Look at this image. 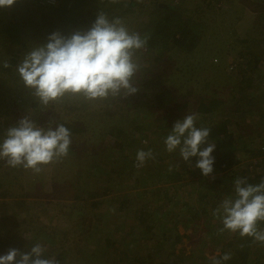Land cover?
<instances>
[{
	"label": "rangeland",
	"instance_id": "obj_1",
	"mask_svg": "<svg viewBox=\"0 0 264 264\" xmlns=\"http://www.w3.org/2000/svg\"><path fill=\"white\" fill-rule=\"evenodd\" d=\"M46 1L55 5L54 7L60 3V0ZM92 1L94 4L97 2L103 7L113 3L112 0ZM120 1L132 0H117V2ZM134 1L141 3L142 7L137 8L140 11L144 7L148 8L152 0ZM165 1L169 3L180 2V0ZM208 1L185 0V4H183L185 7H197L198 4L205 7V13L201 15L203 17L202 21L205 23V27L201 31L203 33L201 51L189 54L173 51L166 54L164 66H162V81H166L169 77L165 84L175 91L178 97L187 94L185 89L189 86L190 81L199 82L195 90L198 95L195 96V92L193 95V103H196V97L201 94V87L204 83L218 80L217 91H227L223 93L231 95L228 98L229 100H232L231 97H236L232 111L236 110L238 106L240 109L246 107V105L242 106L246 103V100H239L242 95L243 97L254 98L255 105H258L264 98V43H258V40H264V21H257L254 12L255 5L252 0H212L211 7L208 6ZM80 2L83 3L80 4L82 9L75 7L73 14L69 12L68 14L55 16L51 15L52 6L48 8L46 5V14L43 16L44 21L41 16L42 12L38 8L42 9L36 0H23V7L17 11H13L12 8L15 4L6 7L8 16L6 19L18 21L24 28L22 34L26 33L27 36L23 41L24 44L16 45L12 49L15 52L13 55L17 54L22 60L32 47L46 43L47 37L53 32L58 31L63 34V31H68L67 36H70L76 31L88 30L93 23L89 19H95V7L92 6L93 4L89 0H80ZM90 5L93 10L89 13ZM144 12L141 11V16H138V19L145 16ZM38 16L40 20L36 19ZM63 17H66V19L63 20ZM138 19L135 15L134 19L130 16L123 20L129 29L133 30ZM249 32L253 35H250ZM36 34L39 35V38ZM247 45L250 46L249 49L246 48ZM156 54L162 55L161 51ZM138 55L142 65H150L152 59L146 56L143 57L141 53H138ZM147 55L149 57L155 56L151 53ZM253 66L256 67L253 69ZM246 69L250 70L247 74L253 82L251 87L242 90L241 87L246 84L242 83L241 79L244 78V70ZM13 79L16 81L15 85L20 86L13 87L12 92L17 93V96L24 99V108L19 105V99L12 107V112L9 113L10 117L14 114L13 119L18 120L32 111L25 107H29L28 105L36 97L31 89L24 86L17 73L13 75ZM3 80L2 77L0 88L5 91L7 84ZM181 83L184 85H180ZM15 93H13L14 96H16ZM66 98H63V100H66ZM118 98L119 101L124 99L123 97ZM113 100L112 97L95 101L80 98L79 102H75V106L78 108L73 112L63 110L60 107V102H55L56 109L51 112H55V121L56 116L61 115L60 117L71 120L76 127H81L76 128L79 129V132L76 133L75 140L72 142L77 149L73 152L70 150L67 157L53 163L54 170H51V173L57 176L55 183L38 181V174H34L31 170L17 168V172L21 174L24 180V186L17 187L13 196L0 197V205L3 201L5 202V206H0V238H4L6 241L14 239L17 243L18 240H21L18 247L21 252L30 251L36 243L45 245L47 247L46 256L57 258L63 253L61 264H126L128 258L132 261L131 264H136L132 260L136 256L141 257L143 260H149L148 258L152 257L163 261L170 257L169 247L174 242L176 251L187 256L192 255L190 262L194 263L209 261V256L223 254L225 252L223 245L226 240L237 238V234L225 231L223 237L215 240L217 235L213 233L214 230L212 229L217 230L222 225L212 216L211 212L225 195H231L232 192L229 193L225 189L226 192L219 190V193H217L216 189L212 190L211 197L214 198L208 201L209 203L205 206L204 212V206L199 204L200 214L188 215L187 212L181 217H176V221H170L169 218L165 217L161 226L157 225L156 221L148 224L146 222L143 226L138 225L135 211L142 205L143 198L141 196L136 197V193L140 194V191L149 190L151 193L146 197L147 201L150 200L151 205H157L159 202L163 203L174 193V184L166 182L162 183L163 185H157L158 180L152 179L151 176L150 178L145 176V181H143L140 176L144 171L137 175L133 174L129 167L124 165L125 156L119 153L120 147H111L114 143L125 144L126 139L132 136L137 140V146L149 143L158 159L178 160L175 153L169 154L165 150V145L161 140L159 141L158 134L161 133L166 136L167 132H162L168 129L171 130L176 120L183 119L189 112L198 113L194 109L195 104L184 107L182 106L184 100L180 98L179 101L172 103L167 108L158 107L155 110L147 108L138 113L133 108L127 109L124 104H122L124 107H119ZM224 109L227 110L228 108L225 106ZM116 111H120L124 115L117 118ZM260 111L264 112V107ZM234 113L226 111L225 114L219 115L217 121L232 116L231 119L234 122L230 124V127L234 132H238L241 125L246 126L250 121H254V129L264 131V121L260 118L258 119L255 116L250 118L249 114L242 117L241 112ZM159 117L161 119L159 125L169 126L168 128L157 131L156 121ZM236 120L237 124L240 125L236 124ZM117 123L123 128L122 137L118 138L114 136L111 130L114 124ZM130 131L132 132L130 133ZM257 131H248L249 137L244 138V140L249 141V147L253 145L257 147L259 142ZM123 134H127V136L123 137ZM137 138L140 139V142ZM246 142H236L239 152L243 150L242 147ZM129 148L133 154L137 152V149L134 151V147ZM125 155L131 156L130 153H125ZM102 158L107 159V165L112 170L113 167L120 166L122 173L111 171L109 175L108 172H101L96 168V162ZM119 158L121 162H118ZM132 158L135 157L132 156ZM259 162V159L250 153L244 156L243 161L241 160L236 166V171L241 175L254 178L263 171L262 167L258 166ZM150 163L149 165L148 162V165L145 166V169L148 170L147 173H150V166L155 165L152 160ZM165 167L166 165L161 164L159 169L164 170ZM72 168H74L73 172L70 173ZM154 168L156 167L154 166ZM45 176L50 178L51 174ZM112 181L114 183L120 182L122 188L117 190L119 184H116L112 188L113 190L109 191L104 197L92 196L94 190H105L108 183ZM77 182L84 184L80 199L74 197L77 193V186H75L78 185ZM72 186L75 187L74 190ZM157 189H161L158 193L160 196L159 201L157 194L152 193ZM123 194H127L130 198L131 203L128 206L131 209L126 207L120 211L118 209ZM219 195L221 199H217ZM115 196L120 198L119 201L113 198ZM112 199L113 204H111ZM94 201L98 205L97 208L93 207L95 205ZM193 201L196 200L189 202L194 203ZM168 206L170 205L168 204ZM6 220L8 221L7 225H5ZM9 220H12L13 223ZM171 222H174V224ZM14 224H17V228L13 226ZM171 225L176 228L166 229L167 226L171 227ZM147 226L148 228H146ZM12 228L15 229V232H11ZM177 234L180 235V238L174 240ZM13 235L16 238H12ZM224 239H226L225 242ZM110 240L114 245L107 242ZM213 243H216V245H213ZM125 253H128V258H126ZM199 256H202V258L199 259Z\"/></svg>",
	"mask_w": 264,
	"mask_h": 264
},
{
	"label": "trees",
	"instance_id": "obj_2",
	"mask_svg": "<svg viewBox=\"0 0 264 264\" xmlns=\"http://www.w3.org/2000/svg\"><path fill=\"white\" fill-rule=\"evenodd\" d=\"M36 1H38V4L42 9L40 10V8H38L39 11L42 12V20L43 16L46 14V5L48 8H51L52 6L51 15L55 16L61 14H68L69 12H72L71 14H73V9L75 7L78 9H82L80 4H83L82 2H80V0H60L58 6L54 7L55 5H52L48 1L45 2V0ZM89 1H91V3L93 4L92 6L95 7L94 12H96V14L94 15V18H96V15L99 12L103 11L108 15L110 19L113 17H120L124 19L130 16L134 19L135 15H137L138 19V16H141V11H145V16H143L142 19L139 18L137 20L133 31H137L141 35L145 33H150L151 35V39L149 40L148 46L146 49H144V51H142L141 55L143 57L146 56L147 58L152 59V61H150L151 63L149 66L143 65L141 71L137 73V76L135 78L136 86L139 88V91L132 96L124 98L123 101H119L118 97L114 98V103L118 104L119 107L125 106L127 109L133 108V110L139 113L143 112L147 108L151 110H155L158 107L167 108L169 105L179 101L180 98H182L184 100L182 102V106L184 107L187 105L195 104V111H197L199 115H201L200 119L197 121V125L199 126L200 124H203L211 128L209 140L214 142L216 145L212 153V155L215 157L213 173L209 176L202 175L201 170L195 167L197 157L190 158L189 163L184 162L182 159H180L176 153L175 156L178 158V160L166 161L165 159L157 158L154 161V166L156 168H154V166H150V173H147L148 170L145 169V166L148 165V162L150 165L151 160L147 161L143 168L137 169L134 166L135 158H132V156L135 157L136 153L133 154L129 147H134V151L136 149H144L145 151H147L148 149L152 150L151 145L149 143L147 145L141 144L140 146H137V140L134 137L129 136V139H126L127 142L125 144H121L119 142L111 145V147L114 146L115 148L116 146L120 147L119 153L125 156L124 165L128 166L133 174L135 173L137 175L140 172L144 171V173H142L140 176L143 178V181H145V176L149 178L151 176L152 179L158 180L157 185H163L162 183L166 182L174 184V193H172L165 201H163V203L159 202V204L157 205H151L149 203L150 200L147 201L146 197L149 195V193H151L149 190L145 189L142 192L140 191V194L136 193V197L141 196L143 198L142 205H140L138 207V210L135 211L138 225L143 226L146 222L148 224L152 221H156V224H159V226H161L162 220L165 217L169 218L170 221H176V217H181L187 212L188 215H192L194 213L200 214L198 206L199 204H202L204 206V212L205 206L209 203L208 201H211L212 198H214L211 197V192H213L212 190L216 189L217 193H219V190L226 192V189L229 193H231L233 191V181L236 177H247L249 183H259L261 178L264 177V131L261 132L259 130L257 131L256 129H254V121H250L246 126L241 125V128L238 132H234L231 130L230 127V124L234 122L231 119L232 116L223 118L221 119V121H217V119L219 118L220 114H225L227 111L229 113L241 112L242 117H244V115L249 114L250 118L255 116L256 118H260V120L264 121V112L260 111L264 107V98L262 99L261 103L255 105L254 98H249L248 96L243 97L242 95L239 100H246V103L242 105H246V107H241L240 109L238 106L236 110L232 111L234 107V100H236V97H231L232 100H229L228 98H230L231 95H225L227 91H217V87L219 86V84H217L219 83L218 80L207 81V83H204V85L201 87V94L196 97V103H193V95L194 92L195 96L198 95L195 90L197 89L199 82L190 81L189 86L185 89L187 94L180 95L178 97V94L175 93V91H173L172 89L168 88L167 84H165L167 83L169 77L166 79V81H162V66H164V57L166 54L171 53L173 51H179L183 53L185 52L188 54L201 51V40L203 36V33H201V31L205 27V23L202 21L203 17H201V15L205 13V7H202V5L199 4L197 5V7H185L183 6V4H185V0H180V2L176 3H169L165 0H152L148 8L144 7L142 10L139 11L137 8H140L141 3L134 0L110 3L109 5L104 7L100 6V4L97 2L94 4L92 0ZM22 2L23 0H16L15 5L12 7L13 11L21 9L23 7ZM252 3L255 5L254 12L256 14L257 21H264V0H252ZM208 6H212V0L208 1ZM89 8H91L89 10L90 13L93 9L91 5ZM6 9V7L0 8V47L2 46V49L0 50V80H2L3 77L4 83L7 84L5 90L6 92L0 88V141L3 140L7 127L15 125L19 120L13 119V113L11 117L9 114L10 112H12V107L15 105L16 101L20 99L19 105H22V107L24 108V99L20 96H17V93L12 92L13 87L17 88L20 86L18 84L15 85L16 81L15 79L12 80V77L15 73H17L16 71H14L15 66L21 61V58L18 57L17 54L13 55V53L15 52L12 49H14L16 45L24 44L25 42L23 41L27 36L26 33L22 34V30H24V28L18 21H16L15 19H11V21L6 19L8 17L6 14ZM36 19L40 20L39 16L36 17ZM65 19L66 17H63V20ZM94 20L95 19H89L90 22H94ZM259 26L261 27L260 23ZM67 34H69L68 31H63L62 35L67 36ZM249 34L253 35L250 32ZM36 36L39 38L38 34H36ZM258 43H264V40H258ZM246 48L249 49L250 46L247 45ZM205 49H207V47H205ZM160 51L162 55L156 54ZM149 53L154 54L155 56L149 57L147 55ZM5 60H7L8 63L11 65L9 68L3 67V62ZM258 60L259 58L257 59V61ZM255 67L253 66V69ZM250 68H252V66H250ZM249 71L250 70L248 69L244 70L245 76L243 79H241V81L246 85L241 87L242 90L252 86L253 80L247 74L249 73ZM180 85L184 84L181 83ZM180 90L182 89L180 88ZM13 93H15L16 96H14ZM204 93H206L207 95ZM79 101L80 99L67 97L66 100L62 99V101L60 100L58 102H60V107L63 110H66L67 112H73L75 109L78 108L77 106H75V102ZM122 104H124V106ZM28 106L29 107L25 108H29L32 110L27 115L30 119L32 118L37 124L44 127H47L50 121L64 123L65 126L68 127L72 132V142L75 140V135L77 132H79V129L76 128L81 127H76V125L71 120L60 117L61 115H57L55 121V112L51 113L56 109L55 103L49 104L45 108L40 103L38 98H36ZM225 106L228 108L227 110L224 109ZM122 115H124V113L116 111L117 118L122 117ZM159 119L160 117L156 121L158 127L157 131L169 127L163 126V124L159 125L161 124V119ZM111 130L113 131L115 137H122L123 128H121L118 123L114 124ZM168 130L162 133H166ZM250 130L257 131V134L259 136V142L257 147L256 145L249 147V141L244 140V138L249 137L248 131ZM131 132L132 131H130V133ZM127 134H123V137L127 136ZM158 135L160 137L159 141L161 140V142H163V138L165 137V135H162L161 133H159ZM137 139L138 141L140 140L139 138ZM237 141H247L246 144H244V146L242 147L243 150L241 152H239V147H237L236 145ZM127 144L129 145L128 147L126 146ZM76 149L77 148H75L74 145L71 144V152ZM152 151L154 152V150ZM125 153H130L131 156L128 157L129 155H125ZM250 153L257 157V159H259L260 162L258 163V166L262 167L263 169V171H261V173H258V175H256L254 178H250V176L246 175H241L238 171H236V166L241 162V160L243 161L244 156L249 155ZM106 160L107 159L104 158L100 160L98 159L96 162V168H98L101 172H108L109 175L111 174V171H117L122 173V169L120 168V166L113 167V170L110 169L109 165H107L108 161ZM118 162H121L120 158L118 159ZM161 164L166 165L164 170L159 169V166ZM169 164L179 166L175 167L172 172H169ZM18 169H22V167H18ZM73 169L74 168L70 169V173L73 172ZM51 170H54L53 164L45 166L44 170L38 174V181L43 180L45 182L55 183L57 176L56 174L51 173ZM49 173L51 174L50 178L45 176ZM90 174L92 175V173ZM23 182L24 180L21 174L17 172V168L8 167L5 161L0 160V197L13 196L17 190V187L21 188L22 186H24ZM68 182L69 184H71L70 181ZM116 184H119L117 190H120L122 188V184H120V182L114 183V181H112L108 183V186L105 187V190H94L92 192V196L104 197V195H106L109 191L113 190L112 188ZM75 186H77V193L74 195V197L76 199H80V193H82V186H84V184L78 183V185ZM72 189L74 190L75 187L72 186ZM159 190L161 189H157L155 192H152L154 194H157L156 196L158 197V201L160 199V196L158 195ZM117 196L113 198L116 199V201H119L120 198ZM217 199H221L220 195ZM191 200L196 201H193L194 203H190L189 201ZM95 202L96 201H94V204ZM129 203H131L130 198L127 194H123L121 199V205L119 206L120 208L118 210L122 211L126 207H128L127 209H131L128 206ZM4 204L5 202L3 201L0 206H5ZM111 204H113V199L111 201ZM168 204L170 206L167 207ZM96 206L98 205L95 204L93 207ZM5 222V225H7L8 221L6 220ZM9 222L13 223L12 220H9ZM171 223L174 224V222ZM13 226L17 228V224H14ZM174 227V225H171V227L167 226L166 229L172 230L174 229ZM260 227L264 228V223H262ZM146 228H148V226ZM212 230H214L213 233H216L217 235V230ZM11 232H15V229L12 228ZM13 237L15 236L13 235L12 238ZM221 237H223V234L217 235V239L215 240H218ZM179 238L180 235L177 234L174 240H179ZM174 240L170 241L173 242ZM225 240L226 239H224V242ZM20 242L21 240H18L17 243L16 241H14V239L6 241L4 238H0V255L6 254L9 249H18ZM107 242H110V245H114L111 240ZM174 243L169 247L170 257L163 261L156 260L152 257L148 258L149 260H143L139 256L134 257L132 260L136 262V264H209V261H203L199 263L190 262L192 255L187 256L181 252H177L176 248H174ZM213 245H216V243H213ZM242 245L243 247H241ZM223 247L225 248V252L231 251L232 253V259L225 262V264H264V246H260L256 243H253L252 240L248 237L241 238L237 233V238H230L229 240H226V243H224ZM125 254L126 258H128V253ZM201 258L202 256H199V259ZM57 259L59 262H62L63 253L60 254ZM131 262L132 261L130 260V258L126 260V264H131Z\"/></svg>",
	"mask_w": 264,
	"mask_h": 264
},
{
	"label": "clouds",
	"instance_id": "obj_3",
	"mask_svg": "<svg viewBox=\"0 0 264 264\" xmlns=\"http://www.w3.org/2000/svg\"><path fill=\"white\" fill-rule=\"evenodd\" d=\"M15 3L16 0H0V8ZM150 39V33L141 35L130 30L122 18L110 19L101 11L86 31L70 36L51 33L46 43L32 47L24 55L15 71L45 108L65 97L87 101L127 98L139 91L135 78L143 65L138 53L147 48ZM10 66L7 60L3 62L4 68ZM199 119L198 113L189 112L176 120L163 143L169 154L176 153L184 162L197 157L195 167L209 176L213 173L212 153L216 145L209 140L211 128L198 126ZM71 137L72 132L64 123L50 121L44 127L25 116L7 127L0 141V160L8 167L39 174L45 166L68 156ZM156 159L151 149H138L134 166L141 169L147 161ZM178 166L169 164L168 171ZM211 214L222 225L217 235L225 231L238 233L241 238L248 237L264 246V228L260 227L264 223V177L257 184L249 183L247 177H236L232 194L225 195ZM46 252L47 247L40 243L28 252L12 248L0 255V264H60ZM231 259V251L208 257L209 264H225Z\"/></svg>",
	"mask_w": 264,
	"mask_h": 264
}]
</instances>
